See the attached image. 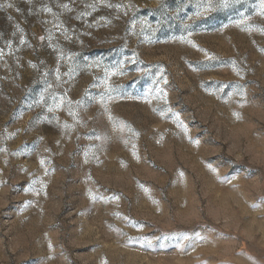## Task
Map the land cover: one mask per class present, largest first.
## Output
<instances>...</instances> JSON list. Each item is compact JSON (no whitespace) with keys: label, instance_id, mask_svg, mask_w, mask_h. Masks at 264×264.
<instances>
[{"label":"rangeland","instance_id":"1","mask_svg":"<svg viewBox=\"0 0 264 264\" xmlns=\"http://www.w3.org/2000/svg\"><path fill=\"white\" fill-rule=\"evenodd\" d=\"M0 264H264V0H0Z\"/></svg>","mask_w":264,"mask_h":264}]
</instances>
